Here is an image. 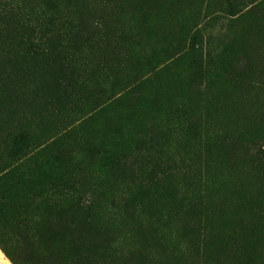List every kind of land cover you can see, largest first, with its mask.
<instances>
[{
	"label": "rangeland",
	"instance_id": "rangeland-1",
	"mask_svg": "<svg viewBox=\"0 0 264 264\" xmlns=\"http://www.w3.org/2000/svg\"><path fill=\"white\" fill-rule=\"evenodd\" d=\"M11 264H264V0H0Z\"/></svg>",
	"mask_w": 264,
	"mask_h": 264
},
{
	"label": "crops",
	"instance_id": "crops-1",
	"mask_svg": "<svg viewBox=\"0 0 264 264\" xmlns=\"http://www.w3.org/2000/svg\"><path fill=\"white\" fill-rule=\"evenodd\" d=\"M0 264H11V262L8 260V258L5 256V254L0 249Z\"/></svg>",
	"mask_w": 264,
	"mask_h": 264
}]
</instances>
